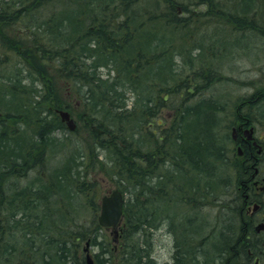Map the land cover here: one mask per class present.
I'll use <instances>...</instances> for the list:
<instances>
[{
  "label": "trees",
  "instance_id": "obj_1",
  "mask_svg": "<svg viewBox=\"0 0 264 264\" xmlns=\"http://www.w3.org/2000/svg\"><path fill=\"white\" fill-rule=\"evenodd\" d=\"M256 1L0 0V45L17 58L3 69L0 56V264H85V240L89 248L94 242L99 246L92 256L95 264H121L125 257L132 262L131 253L137 255L135 264H153L148 231L164 221L169 234L178 235L169 218L153 212L152 190L167 188L172 180L168 175L178 174H171V167L178 165L192 168L197 180H216L218 169L208 163L221 161L214 140L229 103L227 98H203L199 92L205 89L201 83L217 74L212 54L208 61L200 58L207 35L194 38L185 53L164 44L189 31L196 18L216 33L223 27L240 33L263 26L254 14L262 13L260 7L253 13ZM16 24L19 30L10 37L8 30ZM212 47L209 52H214ZM235 103L240 112L231 128L244 120L255 125L251 110L264 103V92ZM61 109L76 125L64 137L54 134L64 130L56 118ZM165 110L174 117L169 127L160 119ZM58 153L61 159L52 166ZM238 160L231 169L235 178L229 180L234 186L256 168L252 160ZM98 174L125 195L115 253L97 224L100 205L92 185ZM19 180L26 183L17 191ZM125 181L131 183L128 191ZM187 202L189 211L202 203ZM28 207L38 216L32 223ZM144 212L150 215L146 222ZM221 232L222 240L234 233ZM198 235L181 246L173 241L175 250L180 249L178 260L172 256L175 264L222 259L221 246L208 250L206 243L197 242Z\"/></svg>",
  "mask_w": 264,
  "mask_h": 264
},
{
  "label": "bare ground",
  "instance_id": "obj_2",
  "mask_svg": "<svg viewBox=\"0 0 264 264\" xmlns=\"http://www.w3.org/2000/svg\"><path fill=\"white\" fill-rule=\"evenodd\" d=\"M189 27V31H186L182 36H177V39L174 40L173 43L164 45L170 46L173 50H177L178 52H184L185 50L191 51L193 47L192 40L194 38L201 33L203 36L208 33H213L215 40L209 38L208 43L217 44V49L219 47V42H221L222 47H226L223 50V53L226 56L230 54L232 50L241 49L246 46L247 41L244 35L246 31L255 33L254 31L256 30L255 28L252 30L241 31L240 33L238 32V35L236 34L237 36L235 35L234 38H230V33L228 34L223 27L220 32L218 31L220 33L218 36V33L211 31L208 22L204 23V21H201L198 18L194 21H190ZM257 29L263 34L264 26H258ZM183 40L186 41L184 42ZM215 76L216 78L210 77L201 83L202 87H205V89L201 88L199 91L203 98H217L220 100L215 91H217V88H219L217 86L224 78H222L221 74L218 72ZM263 105L264 103H260L257 108H260V106ZM173 118L174 117L171 114L169 122H171ZM225 133L228 132H218V134L215 135L214 140L217 155L221 156V161L218 163L213 161L208 163L210 166L218 169L216 180L213 182L207 179L197 180V174L192 168L190 170L187 165H178L176 168L171 167V174L175 171L178 174L171 176L168 175L172 180L167 188H155L152 190V196L154 199L152 202L155 203L152 205H156L153 212L156 213L157 216L162 215L169 218L172 223L175 224L178 237L172 235V240H178V246H181V244L184 243L186 244L191 237L193 238L194 234H199L197 242L202 246L206 243L205 245L208 250L211 249L212 245H217V247L221 246V249L224 250L223 257L222 259L215 260V264H260V260L264 257V218L262 217L264 214V200L260 199V195L258 196L253 191V188L248 182L249 176H247L246 173H240L247 176V179L241 178L238 185L234 186L229 184V180L232 177L231 169H233L235 163L239 161V157L237 156L238 154H236V149H232L233 151L231 155L224 152V145L227 142ZM230 140L233 143L231 137ZM222 150L223 156L220 154ZM251 160L254 162V159ZM168 177L165 176L164 179L166 180ZM151 179H154V176H151ZM140 180L143 182L142 177H140ZM146 180L148 179L146 178ZM165 180L163 182H165ZM162 183L160 185H162ZM124 184H126L124 189L128 191L131 187V183L125 181ZM32 188L37 189L38 187L34 185ZM156 195H163V197L160 198ZM188 199L195 200L196 202L201 201L202 203H200V206L197 209L189 211L188 208H190V205L187 202ZM124 200L125 199L122 200V214L124 211ZM203 208H206L208 211L211 210L212 213L205 215L202 211ZM256 208L260 209L259 212H256L254 216H251V213L254 212V209ZM26 214L29 223H32L38 218V216L33 215L31 207L26 209ZM192 214L196 215V218L194 216L192 218L188 216ZM149 217L150 215L144 212V219H142L146 222ZM122 218L123 215L119 224L121 223ZM222 229L226 231L230 230L231 232H234V235L231 233L222 240L223 238H221V236L224 234L221 232ZM66 230L68 229L66 228ZM109 231L114 238H112V243L110 242V239H108L109 248L115 253L118 245V228H110ZM75 232L78 233V231ZM149 235L150 233L146 235L147 241ZM84 244L89 250V240H85ZM86 244L88 245L86 246ZM131 244L132 251L138 250L134 240L131 241ZM172 246V260L169 264H175L176 262H173L172 256L175 257L176 255L177 260L180 258V249L175 250L174 244H172ZM91 249L96 252L99 251L97 242L92 243ZM226 250H228V253ZM136 257L137 255L135 253H131L132 262L125 257V259H121V264H135L137 260ZM149 258L152 260L153 264H156V261L152 258V248L149 253L148 259Z\"/></svg>",
  "mask_w": 264,
  "mask_h": 264
},
{
  "label": "rangeland",
  "instance_id": "obj_3",
  "mask_svg": "<svg viewBox=\"0 0 264 264\" xmlns=\"http://www.w3.org/2000/svg\"><path fill=\"white\" fill-rule=\"evenodd\" d=\"M254 5L256 8L254 9L253 13L256 11L258 7H260V9L262 10V13L255 12L254 14H256V17H259L256 19L261 21L260 25L263 24L264 26V0L262 1V5H260L259 0L256 1ZM252 15L253 14H251V16ZM18 26L19 24H16L14 27H11V29L8 30V35L10 37H13L14 34L16 35V33L19 30ZM226 31L228 32V34L230 33V38L232 37L234 38V36L237 34L234 30H229V31L226 30ZM219 32H218V36L220 34ZM254 32L255 33L253 32L250 33L246 31V33L244 34L245 39L247 41L246 46L241 49H234L232 50V52H230V54L226 56L223 53V50L226 47H222L221 42H219V47L217 49H216L217 44L208 43L207 39L210 38L209 33L207 34V39L203 40L204 44L201 42L204 45V47H203V53H202L203 56H200V58H204V61H208V59L210 60V55L212 54V56H214V60L210 62L214 67L217 68L215 71L221 74L222 78H224L221 80L222 82H220L219 85L217 86L219 88H217V91L215 92L220 98H227L226 100L229 101L228 106H227L228 114L226 118L224 119V124L220 132L223 133V129L225 125L230 124L229 128L227 129L228 133H225L227 142L224 145L226 149L225 153L230 154V155L232 154V151H233L232 149H236V147L234 146V143H232V141L230 140V137L232 136V133H233L231 130L233 129V127L237 128L240 125V122H239V123H236L235 126L233 125L231 128V125L234 121L233 120L234 115L240 112L238 111L239 104H236L235 101H237L238 98L242 99L244 96H249L251 94H254L256 91H260V92L264 91V31H263V34H261L259 29L256 28ZM198 39L201 40V37H198ZM213 39L215 40V38ZM212 46L215 47V49ZM209 47H212V50L214 52H209L208 50ZM12 53L13 52L9 51L6 46L0 45V56L2 60H5L3 62V69L11 68L13 59L14 61L15 59L17 60L16 56ZM192 55H193L192 57L196 56L197 55L196 51L192 52ZM2 76H3V73H0V80L4 79V77ZM55 83H58V82H55ZM49 109L52 110V108L50 107ZM61 111H67V110L61 109ZM246 111H248V109H246ZM251 117L253 118L251 119L253 120L254 123L257 119L256 124L254 126L252 125L253 130H256L258 137H261L262 139H264V105L260 106V108L255 107V110L254 109L251 110ZM56 118H58V122H60V117L58 116V114H56ZM170 118H171V113L168 112L167 110H165V112H163L160 115V119L164 121L166 127H169L171 125V123L169 122ZM73 119L75 118L73 117ZM16 121L15 122L18 125H21L23 127L26 126V123H24L23 121H18V120ZM244 122H246V124L249 123L247 120H244ZM9 125L11 128L14 127V125L11 123H9ZM62 125H63L64 130H59V131L56 130L54 134L59 137L68 136L69 131L67 130L65 123L64 124L62 123ZM60 159H61L60 153H58V155L55 156L54 160L51 161L50 164L52 166H56L59 163ZM33 177H34V174L29 175L30 179ZM93 180H94V184L92 185V190H94V194H95L94 198L99 205L100 198H102V196L109 195L110 192L113 191V189H116V186L113 183L111 184V182L109 181L110 179L106 177L103 178L100 174H98L97 176L94 175ZM25 181L26 180L17 181V184H16L17 191L24 188L22 186L25 185L26 183ZM83 181L85 182V179H83ZM88 182H89V179L86 180L87 184H83V185H86V186H83L84 187L82 188L83 191H87L86 189H87V186L89 185ZM124 199H125V195H124ZM20 202L22 201L20 200ZM16 203H17V199H15L14 205ZM22 205H24V203ZM55 207L57 206L55 205ZM202 211L205 215H209L212 213L211 210L208 211L206 208H203ZM84 215L89 217L90 214L86 212L84 213ZM54 218H56V216H54ZM0 219H2V217H0ZM161 220L163 219H159L157 221L161 222ZM161 224L162 225L159 228L157 229L153 228L151 231L148 232L150 233V235L148 236V241L150 243V247L152 248V258H154V260L156 261V264H166V263L169 264L171 263V260H172L171 253H172V248H173L172 246L173 240H172V235L168 233L169 231L166 226L168 224H166V222L164 221ZM103 232L106 235V237L110 239V242L112 243L113 237H112L111 232L105 229ZM118 232H119V229H118ZM198 237L199 235L197 236V238ZM18 238H20V236H18ZM82 246L84 248L85 244L83 243ZM17 247L19 248V251H20L19 243L17 244ZM94 253H96V251L90 248L89 254L91 258ZM18 254L19 252L17 251L15 253L16 257L18 256Z\"/></svg>",
  "mask_w": 264,
  "mask_h": 264
},
{
  "label": "flooded vegetation",
  "instance_id": "obj_4",
  "mask_svg": "<svg viewBox=\"0 0 264 264\" xmlns=\"http://www.w3.org/2000/svg\"><path fill=\"white\" fill-rule=\"evenodd\" d=\"M248 127V126H247ZM246 122H240L239 127L234 129V134L232 140L234 146L236 147V154L239 158L244 159V161H249L254 159L256 168L251 172H247L249 176L248 182L250 183L253 191L259 196L260 199L264 200V139L258 137L256 130H253V139L254 142L247 141L245 136H248V133L245 132ZM239 149L240 151H237ZM259 151V152H258ZM257 205V204H256ZM260 209H254V212L251 213V216H254L256 212L258 213ZM262 216V215H261ZM264 218V214L262 216Z\"/></svg>",
  "mask_w": 264,
  "mask_h": 264
},
{
  "label": "water",
  "instance_id": "obj_5",
  "mask_svg": "<svg viewBox=\"0 0 264 264\" xmlns=\"http://www.w3.org/2000/svg\"><path fill=\"white\" fill-rule=\"evenodd\" d=\"M59 117L65 123L67 129L71 132L75 130V124L67 111H59ZM122 194L118 190H113L108 196H103L100 201V212L97 219L98 225L107 229H114L119 224L122 217ZM88 244H86L87 246ZM86 264H94L88 254L87 247L84 248Z\"/></svg>",
  "mask_w": 264,
  "mask_h": 264
}]
</instances>
